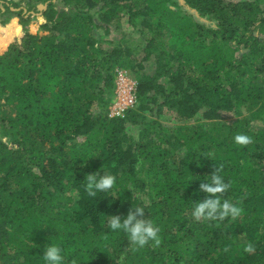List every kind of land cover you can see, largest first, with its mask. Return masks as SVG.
<instances>
[{"label": "trees", "instance_id": "obj_1", "mask_svg": "<svg viewBox=\"0 0 264 264\" xmlns=\"http://www.w3.org/2000/svg\"><path fill=\"white\" fill-rule=\"evenodd\" d=\"M12 17L0 32V264H44L51 242L64 264H264V0H0V25ZM123 25L139 42L110 35ZM117 70L136 104L111 117ZM215 169L241 214L197 220ZM105 173L113 189L90 197L88 175ZM138 205L158 245L108 228Z\"/></svg>", "mask_w": 264, "mask_h": 264}, {"label": "clouds", "instance_id": "obj_2", "mask_svg": "<svg viewBox=\"0 0 264 264\" xmlns=\"http://www.w3.org/2000/svg\"><path fill=\"white\" fill-rule=\"evenodd\" d=\"M234 142L239 145H248L252 143V138L239 133L234 136ZM204 181L206 182L199 185V191L206 195L194 204L192 216L195 219L224 220L229 216L235 219L241 214L242 209L240 207L218 195L226 192L231 186L220 175L219 169H215ZM115 184L116 177L114 175L105 173L98 177L95 174H90L87 177L86 191L90 197H96L98 193L109 192ZM109 217L107 220L108 228L114 232H123L132 245L143 247L149 241H154L157 245L160 243V229L152 220L145 218L143 207L139 205L134 206V208L130 207L123 219L119 214H111ZM244 250L251 252L253 246L248 244ZM42 258L44 264H64V250L57 242L48 243ZM72 264H76V262L73 261Z\"/></svg>", "mask_w": 264, "mask_h": 264}, {"label": "built area", "instance_id": "obj_3", "mask_svg": "<svg viewBox=\"0 0 264 264\" xmlns=\"http://www.w3.org/2000/svg\"><path fill=\"white\" fill-rule=\"evenodd\" d=\"M136 82L124 70H117L114 78L112 100L108 106L111 117H122L127 110L136 104Z\"/></svg>", "mask_w": 264, "mask_h": 264}, {"label": "rangeland", "instance_id": "obj_4", "mask_svg": "<svg viewBox=\"0 0 264 264\" xmlns=\"http://www.w3.org/2000/svg\"><path fill=\"white\" fill-rule=\"evenodd\" d=\"M14 17H12L11 19H9V20H7V22L4 24V25H0V32H3V31H5L4 30V28H8V27H10V26H13L14 25V19H13ZM1 19V18H0ZM13 19V20H12ZM37 20L39 21V22H41V21H44V19H43V17L42 16H38L37 17ZM122 23H123V19H122V21H121ZM124 24V23H123ZM124 26V28L121 30V31H114V33H112V34H110L111 36L113 35L115 38H118V37H121V35H122V33H123V35H126V37H125V40L127 41V42H129V43H134V42H136V41H138L139 42V36L136 34V33H134V32H132V31H128L127 30V28L125 27V25H123ZM36 29V26L35 25H31L30 27H29V30L30 31H34ZM233 118V116H231L230 118H228V119H232Z\"/></svg>", "mask_w": 264, "mask_h": 264}, {"label": "water", "instance_id": "obj_5", "mask_svg": "<svg viewBox=\"0 0 264 264\" xmlns=\"http://www.w3.org/2000/svg\"><path fill=\"white\" fill-rule=\"evenodd\" d=\"M39 7H41V6H39Z\"/></svg>", "mask_w": 264, "mask_h": 264}]
</instances>
